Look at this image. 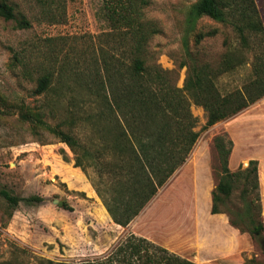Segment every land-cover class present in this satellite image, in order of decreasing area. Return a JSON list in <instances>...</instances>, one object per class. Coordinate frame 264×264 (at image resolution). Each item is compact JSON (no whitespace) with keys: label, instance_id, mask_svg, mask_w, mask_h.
Masks as SVG:
<instances>
[{"label":"rangeland","instance_id":"obj_1","mask_svg":"<svg viewBox=\"0 0 264 264\" xmlns=\"http://www.w3.org/2000/svg\"><path fill=\"white\" fill-rule=\"evenodd\" d=\"M146 1L140 7L156 32L143 56L148 70L134 79L126 70L131 63L127 29L112 27L106 0H8L16 18L0 21V263L40 264L41 258L80 262L105 255L125 236L135 234L180 256L189 254L199 264H264V230L253 237L231 225L229 212L211 213L209 195L221 169L214 139L226 134V141L232 140L222 122L238 114L204 128L208 114L196 104L195 88L184 94L200 136L183 166L138 217L127 227L117 226L93 187L92 179L98 178L91 156L103 153L96 121L110 111L105 105H89L93 95L107 91L117 102L112 115L124 119L133 108L131 93L137 82L145 88L155 83L158 92L162 84L186 90L189 67L181 64L190 65L192 59L217 65L233 55L243 62L220 78L223 92L241 87L252 75L254 51L241 47L231 26L209 17L201 18L194 30L187 24L189 8L197 0ZM255 1L264 22V0ZM23 19L30 23L27 28L19 26ZM209 31L215 35L198 44L197 34ZM44 75L51 77L50 87L36 95ZM36 114L43 122H31ZM178 116L183 118L181 106ZM45 124L76 137L80 143L76 153ZM241 124L250 126L246 121ZM250 146L241 152L254 153ZM76 156L84 161L86 172L75 166ZM249 162L232 171L247 168ZM259 192V219L264 223ZM31 197L43 200L29 202ZM225 207L232 211L245 207L240 189Z\"/></svg>","mask_w":264,"mask_h":264},{"label":"trees","instance_id":"obj_2","mask_svg":"<svg viewBox=\"0 0 264 264\" xmlns=\"http://www.w3.org/2000/svg\"><path fill=\"white\" fill-rule=\"evenodd\" d=\"M106 2L108 20L112 27L116 30L127 29L130 42L128 55L131 63L126 65V70L134 79H139L148 70L143 56L149 40L156 32L149 22H145L140 7L146 5L148 1L106 0ZM203 17L231 26L241 47L254 51L252 75L241 87L223 92L219 86V80L223 75L235 71L243 64L231 55L223 57L217 65L199 63L193 59L190 65L187 62L182 63V67L186 65L189 67L186 90L167 88L162 84L158 92L155 83H150L149 87L145 88L137 82L133 87L134 91L130 92L133 108L124 119L112 115L117 102L107 91L100 97L93 95L88 101L91 102L89 105H105L110 109L108 115L101 113L96 121L101 126L100 147L103 153L91 156L98 178L92 179V184L112 220L119 227H127L140 215L159 189L183 166L200 136L199 132L194 131L197 118L191 114L184 92L190 93L191 88L198 90L196 104L202 106L208 114L204 128L231 118L264 98V22L256 1L197 0L189 8L187 24L194 30ZM15 18L13 6L8 0H0V21ZM29 25L26 19L19 23L22 28ZM215 32H199L196 42L199 44L206 37L215 35ZM225 44L228 46L229 42L226 40ZM255 44L257 47H254ZM188 54L190 55L189 51ZM50 84L51 77L42 76L38 80L35 94L46 93ZM102 86L106 90L107 81H103ZM178 106L183 109V118L178 116ZM30 120L32 123L43 122L39 114ZM45 125L76 153L80 147L76 137L61 128ZM226 136L222 134L214 139L221 169L217 185L212 191L211 213L215 215L229 212L232 226L242 232H248L253 237H259L264 230V223L259 219L261 195L258 161L251 160L247 168L240 167L237 171H232L229 168V158L234 143L231 139L226 141L228 137ZM75 158V166L86 172L84 161L78 156ZM64 159L69 161L66 153ZM238 189L245 207L236 211L227 209L226 201ZM4 195L12 204H18L17 198L7 192H4ZM42 200V197L28 199L29 202L36 203ZM63 206L71 208L67 204ZM11 263L12 261H6L0 264ZM40 264H195V262L171 252L146 237L129 234L105 255L75 263L41 258Z\"/></svg>","mask_w":264,"mask_h":264},{"label":"crops","instance_id":"obj_3","mask_svg":"<svg viewBox=\"0 0 264 264\" xmlns=\"http://www.w3.org/2000/svg\"><path fill=\"white\" fill-rule=\"evenodd\" d=\"M243 121H246L250 126L245 127L242 125L241 123ZM222 124L224 129L231 133L232 140H234V149L232 150L229 161L230 169L234 170L236 167L248 163L253 158L258 161V175L264 214V98L249 106L237 116L222 122ZM247 136H250L252 139L248 140ZM252 144L254 153L249 154L247 151L245 154L244 152H241L242 147H249L246 148V150H251L252 146L250 145ZM235 154L239 157V162H237V159L234 156ZM233 162L235 163L234 167H232ZM209 199L211 204V194L209 195ZM217 215L218 214H215L214 216ZM182 257L196 262L195 264H199L196 261V258L189 254H184Z\"/></svg>","mask_w":264,"mask_h":264},{"label":"bare ground","instance_id":"obj_4","mask_svg":"<svg viewBox=\"0 0 264 264\" xmlns=\"http://www.w3.org/2000/svg\"><path fill=\"white\" fill-rule=\"evenodd\" d=\"M178 194H179V193H178ZM178 194H177V195H178ZM187 198H188V197H187ZM190 199H191V198H190ZM184 203H185V202H184ZM182 205H183V204H182ZM191 205H193V204H191ZM191 205H190V206H191ZM173 209H174V208H173ZM173 209H172V210H173ZM176 211H177V210H176ZM156 213H157V211H156ZM151 215H152V214H151ZM162 216H163V215H162ZM172 216H173V215H172ZM165 219H166V218H165ZM177 219H178V218H177ZM166 220H167V219H166ZM166 220H165V221H166ZM151 221H152V220H151ZM186 221H187V220H186ZM162 223H163V222H162ZM156 226H157V224H156ZM162 226H163V225H162ZM142 228H143V227H142ZM164 230H165V229H164ZM161 231H162V230H161ZM172 231H173V230H172ZM143 232H144V231H143ZM149 232H150V231H149ZM162 232H163V231H162ZM164 232H165V231H164ZM157 233H158V232H157ZM155 234H156V233H155ZM170 235H171V234H170ZM166 236H167V235H166ZM166 236H165V237H166ZM173 236H174V235H173ZM150 237H151V235H150ZM170 237H171V236H170ZM173 238H174V237H173ZM167 241H168V240H167Z\"/></svg>","mask_w":264,"mask_h":264}]
</instances>
